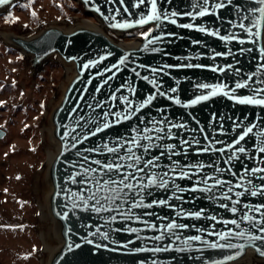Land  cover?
<instances>
[{
	"label": "water",
	"instance_id": "1",
	"mask_svg": "<svg viewBox=\"0 0 264 264\" xmlns=\"http://www.w3.org/2000/svg\"><path fill=\"white\" fill-rule=\"evenodd\" d=\"M20 1L0 5V14ZM75 1L102 26L79 20L49 22L27 35L0 28V39L28 59V81L52 58L70 67L46 114L45 138L53 153L41 177L48 221L43 264L264 263V241L236 235L262 234L244 217L264 221V195L246 191L259 192L264 173L245 174V168H264V153L258 151L264 142V107L229 98L250 97L264 89V14L259 11L264 3L231 0L216 8L220 0H210L212 14L200 17L195 15L197 0H157V9L168 13L157 26L136 23L150 13L151 0ZM173 11L181 15L173 17ZM189 12L193 15H183ZM173 19L177 24L170 23ZM185 24L194 27L180 26ZM199 27L219 34L200 32ZM136 32L141 35L133 43L111 36ZM233 35L234 40L220 39ZM156 37L158 43H148ZM189 64L202 67H186ZM238 82L248 87L230 91ZM204 84L210 87L201 88ZM216 85L227 86L229 95L191 103ZM149 96H155L150 104ZM260 96L264 92L256 93ZM253 125V132L236 146L247 152L230 159L234 141ZM5 134L0 129V139ZM205 148L208 151H202ZM149 160L155 166L145 163ZM108 164L122 167L109 171ZM154 178L157 185L161 178L166 180V187L153 185ZM93 193L95 198H90ZM196 212L201 215H192ZM172 224L183 227L169 229ZM197 236L199 240L191 239ZM229 243L244 247H212Z\"/></svg>",
	"mask_w": 264,
	"mask_h": 264
},
{
	"label": "rangeland",
	"instance_id": "2",
	"mask_svg": "<svg viewBox=\"0 0 264 264\" xmlns=\"http://www.w3.org/2000/svg\"><path fill=\"white\" fill-rule=\"evenodd\" d=\"M77 18L94 21L75 0H22L0 14V28L27 35L45 23ZM137 37V32L114 35L126 43ZM68 68L52 58L28 81V59L0 39V129L6 132L0 139V264L44 263L48 221L41 177L48 153H53L45 138L46 114Z\"/></svg>",
	"mask_w": 264,
	"mask_h": 264
},
{
	"label": "snow or ice",
	"instance_id": "3",
	"mask_svg": "<svg viewBox=\"0 0 264 264\" xmlns=\"http://www.w3.org/2000/svg\"><path fill=\"white\" fill-rule=\"evenodd\" d=\"M85 2H87V0H85ZM212 2H215V0H212ZM10 3H11V0H0V5H7V4H10ZM121 3H123V0H121ZM139 3L140 4L145 3V0H139ZM209 3H210V0H197V7L199 8V11H197L195 13V15L196 16H200V17L206 16V15H211L212 13H210L208 11V5H209ZM226 3H231V0H220L219 3H215V7L216 8H223V7L226 6ZM260 3H264V0H260ZM96 10L99 11V9H96ZM125 10H127V9H125ZM259 11L262 14H264V8L260 9ZM32 15L35 16L36 13L33 12ZM178 15H181V13H177L175 11H173L171 13V16H173V17L178 16ZM183 15L192 16L193 13H190V12L189 13H183ZM167 16H168V13L166 11H163L162 12V11H160V10L157 9V0H151V10H150V13L142 16L139 20L136 21V23L137 24H140V25H145V24H148L150 22H157V26H159V22H162V20L163 19H166ZM170 23H172V24L175 25V24H177V21L175 19H173V20L170 21ZM120 26L123 27L124 25H120ZM180 26L181 27H185V28H189V29H191V28L194 27L193 24H185V25H180ZM238 26L240 28H244L245 27L243 23L239 24ZM253 26H256L255 25V22H254ZM25 27H27V25H25ZM198 30L200 32H208V30L206 28H204V27H199ZM248 31L251 32V29H248ZM149 34L150 33L145 34V39H148V35ZM208 34L209 35L216 36L219 33L216 32V31H212V32H208ZM220 39L221 40H224V41H228V40H234V39H236V37L234 35L233 36H220ZM158 42H159V38L158 37L153 38L152 40H148V43L149 44L158 43ZM196 43H199V41H197ZM145 47H147V45ZM152 51H159V49L158 48H153ZM216 55L217 56H223V55H226V54L225 53H216ZM262 55H264V52H262ZM121 63H123V61H121ZM186 67H202V66L201 65H191V64H189V65H186ZM212 70L213 71H216L217 69L213 68ZM152 71L153 72H156L158 70L157 69H152ZM144 79H148V78L147 77H144ZM150 83H153L154 87H157L154 80L153 81H150ZM200 87L203 88V89H208L210 86L204 84V85H200ZM225 87H227V86H225V85L212 86V90L208 94L201 95L197 99H194L191 103L193 105L194 104H197L200 101L208 100L210 97L215 96V95H217L219 93H223L225 96H228L229 95V92L224 91V88ZM246 87H248L247 84L239 83L238 82V83H236L235 88L234 89H230V91H235V89H238V88H246ZM157 90H158V88H157ZM171 91H176V90L175 89H172ZM259 92H264V89H257V90H255L253 96H250V97H235V96H229V98L230 99H235L240 104L257 105V106L264 107V96H260L259 98H256V93H259ZM159 95L164 96L166 94L163 93V92H159ZM154 99H155V96H149L147 98V103L150 104L152 102V100H154ZM175 102L177 104L180 103V101L178 99L175 100ZM185 106H188V105H185ZM180 127H183V125H180ZM254 127H256V126L253 125V126L248 127L247 130L244 131L241 135H239L238 138L234 141L233 145L231 146L234 149V154H233V157H230V159H233V158L239 159V157L235 155V153H237V152L238 153H246L247 152V149L245 147H243V146L236 147V146L237 145H241V142L244 141L245 138L250 133L253 132V128ZM101 130H103V129H101ZM93 135H95V133H93ZM261 135H264V132H262ZM145 139H151V138L150 137H145ZM185 143H187V141H185ZM140 146L141 147H144V150L145 151H148V148L146 146H143V145H140ZM173 147H175V146H173ZM109 151H115V150L114 149H109ZM129 151H131V149H129ZM202 151H205L206 152V151H208V149L205 148V149H202ZM218 151H223V149H218ZM258 151L260 153H264V142H262V146H260L258 148ZM128 158L129 159H135L136 161H139L140 160V157H138V156H129ZM97 163H99V162H97ZM145 163L148 164V165L155 166L154 161H152V160L145 161ZM106 167H107V169L109 171L119 172V170H120V168L122 166L119 165V164H108V165H106ZM128 167H132V165H128ZM138 170H141L142 171V169H138ZM257 171L258 172H261V173H264V168H260V169H248V168H245V174H248L249 172H257ZM261 179H264V177H261ZM113 183H115V181H113ZM120 183L123 184L124 183L123 180L120 181ZM248 183L251 184V181L249 180ZM152 184L153 185H156V186H159V187H166L167 181L164 180L163 178H161L159 184L157 185V181L154 178L152 180ZM124 186L127 187V188H131L132 187L131 184H125ZM177 187H179V186H177ZM237 187H243V185H237ZM193 190H195V189H193ZM113 191H115V190H113ZM209 191H210V189H209ZM228 191L231 192L232 191V188H229ZM246 191L248 192V194H250L252 196L264 195V187H262L259 192L254 191L251 188L246 189ZM239 194L240 195H244V192H241ZM95 196H96V194L93 193L92 194V197H90V198H95ZM107 199L111 200V199H114V198L113 197H108ZM228 199H231V197H228ZM96 202H97V204H99V200H97ZM158 203H160V204L163 205L165 203V201L161 200ZM237 203H239V202L237 201ZM85 204H87V201H85ZM137 206H141V205H137ZM222 206L223 207H227V205H222ZM148 207H151V205H148ZM261 207H264V205H262ZM95 210L97 212H99L101 210V208L100 207H97ZM256 210L259 211V209H256ZM232 211L233 212H236L237 209L233 208ZM192 215H194L196 217H199L201 215V213L200 212H196V213H193ZM261 215L264 216V213H261ZM213 219H215V217H213ZM244 219L250 220L252 222V224H253V227H258L259 232L262 233V234L261 235H248L246 237L245 236V232L241 231V232H239V233L236 234L237 237L239 239H245V238H247V240L250 241V242H254V241H257V240L264 241V227H259V224L264 223V221L257 222L254 217H244ZM231 223L236 224V226L239 227V223L237 221H232ZM168 227H169V229H171V228L183 227V226H179V225L172 224V225H169ZM131 231L135 232L136 230L135 229H131ZM221 238L222 239H227V237H224V236H222ZM157 239H160V237H157ZM191 239H193V240H199L200 237L199 236L192 237ZM88 243H92V241H88ZM252 246H254V244ZM69 247L71 248V245H69ZM77 247H79V245H77ZM212 247L213 248H216V247H220V248H225V247H227V248H237L238 247V248H241L242 249L244 247V245L243 244H241V245H235V244H231V243H229V244H219V245L218 244H212ZM257 251H260V249L257 248ZM260 254L261 255H264V251H261ZM230 259H231V257H230Z\"/></svg>",
	"mask_w": 264,
	"mask_h": 264
},
{
	"label": "built area",
	"instance_id": "4",
	"mask_svg": "<svg viewBox=\"0 0 264 264\" xmlns=\"http://www.w3.org/2000/svg\"><path fill=\"white\" fill-rule=\"evenodd\" d=\"M93 19H94V21H92L93 23H97V25H101L102 26L101 22L98 19H96L95 17H93ZM78 20L90 21V20L84 19V18H77L75 21H78ZM66 23H71V22H66ZM137 33H138V37H137V39H138L140 37V35H141V32H137ZM111 36L114 37V34H112ZM136 40H134V41H136ZM131 42H133V41H130L129 43H131Z\"/></svg>",
	"mask_w": 264,
	"mask_h": 264
},
{
	"label": "bare ground",
	"instance_id": "5",
	"mask_svg": "<svg viewBox=\"0 0 264 264\" xmlns=\"http://www.w3.org/2000/svg\"><path fill=\"white\" fill-rule=\"evenodd\" d=\"M79 21H84V22H88V23H92V22H89V21H85V20H79ZM73 22V21H72ZM71 22V23H72ZM66 23V22H65ZM92 24H96L97 25V23H92ZM70 72V68H68L67 69V74ZM52 155V152L51 151H49V153H48V156H51ZM44 211V210H43Z\"/></svg>",
	"mask_w": 264,
	"mask_h": 264
}]
</instances>
